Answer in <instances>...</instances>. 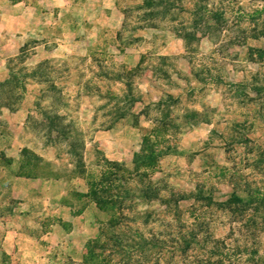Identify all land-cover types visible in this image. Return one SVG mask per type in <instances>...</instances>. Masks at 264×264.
<instances>
[{
	"label": "rangeland",
	"instance_id": "rangeland-1",
	"mask_svg": "<svg viewBox=\"0 0 264 264\" xmlns=\"http://www.w3.org/2000/svg\"><path fill=\"white\" fill-rule=\"evenodd\" d=\"M114 3L0 35V264H264V0Z\"/></svg>",
	"mask_w": 264,
	"mask_h": 264
},
{
	"label": "crops",
	"instance_id": "crops-1",
	"mask_svg": "<svg viewBox=\"0 0 264 264\" xmlns=\"http://www.w3.org/2000/svg\"><path fill=\"white\" fill-rule=\"evenodd\" d=\"M25 1L3 0V6L0 9V35L4 34L9 37V45L11 44L15 49H18L23 45V42L29 34L32 38H41L43 42L47 38L48 41L62 42L63 39L69 37L71 32L63 23L62 16L65 14V11L74 7V0H48L45 4H49L52 11L48 6V11L42 14L38 8L27 6ZM93 6L95 5L93 4ZM96 6L98 7L97 10L101 11L105 19H107L105 20L107 26H111V30L114 32L117 31L121 26L122 19L115 7L114 0H97ZM78 20L80 19L75 20L77 26L80 25ZM93 20H95V23L100 22V19L94 18ZM50 32H53V34ZM43 33L47 34L45 35ZM21 178H15V182H18V180L21 181ZM81 213H85V210ZM45 239L46 235L40 239H36L34 245L41 247L43 245L41 241ZM66 245H68V242Z\"/></svg>",
	"mask_w": 264,
	"mask_h": 264
},
{
	"label": "trees",
	"instance_id": "trees-1",
	"mask_svg": "<svg viewBox=\"0 0 264 264\" xmlns=\"http://www.w3.org/2000/svg\"><path fill=\"white\" fill-rule=\"evenodd\" d=\"M143 2L146 4L147 3V5H149L150 3L152 4V0H143ZM7 82H8V80L7 81H4V82H0V86L2 87V86H5L6 84H7ZM147 145V144H146ZM143 150H145V149H143ZM152 154V153H151ZM138 158V157H137ZM101 180H102V178H101ZM90 187H91V185H90ZM90 193H88L87 195H84L85 197H88V195H89V197L91 196L92 197V201H94V203H95V205L98 207V208H103L104 206H106V204H112V203H115V202H113V196L112 195H107V199H104V198H102V197H99V196H95V194L93 193L92 194V192L93 191H89ZM232 198L234 199V200H236L237 202H241V200L240 199H238V197H236L235 195H232ZM111 228H113V225H111ZM111 238H114V236H112L111 235ZM97 240H95V241H91L89 244L91 245H93V246H96L97 245ZM118 243H120V241H118ZM145 245V244H144ZM144 245H142V247L144 246ZM188 245V244H187ZM88 246V245H87ZM187 248H189V246L187 247ZM87 252H88V250H87ZM89 254H90V250H89Z\"/></svg>",
	"mask_w": 264,
	"mask_h": 264
}]
</instances>
